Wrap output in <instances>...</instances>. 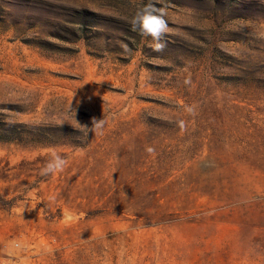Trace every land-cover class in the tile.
I'll list each match as a JSON object with an SVG mask.
<instances>
[{
  "label": "rangeland",
  "instance_id": "374dc122",
  "mask_svg": "<svg viewBox=\"0 0 264 264\" xmlns=\"http://www.w3.org/2000/svg\"><path fill=\"white\" fill-rule=\"evenodd\" d=\"M147 2L0 0V264H264V0Z\"/></svg>",
  "mask_w": 264,
  "mask_h": 264
},
{
  "label": "clouds",
  "instance_id": "9594fccd",
  "mask_svg": "<svg viewBox=\"0 0 264 264\" xmlns=\"http://www.w3.org/2000/svg\"><path fill=\"white\" fill-rule=\"evenodd\" d=\"M159 0H148L146 4H142L138 7L135 13L129 20L132 31L138 32L142 37H150L152 40V50L154 52H162L166 43L164 42V37L171 30L169 28L168 21L165 19L167 12L164 6H157ZM124 50L129 51L128 46L122 45ZM185 84H189L190 80L186 79ZM72 118L75 120V129L78 130L82 135L78 137L80 140L86 139L89 132H93L95 135H101L104 127V119L97 120L95 117L91 120V127L88 125H82L75 119V111L72 110ZM188 113H192L191 108H187ZM178 127L181 132L185 131V121H177ZM146 151L150 155H155V149L153 147H146ZM68 165V160L57 153L52 151L50 154V159L41 168V175H56L63 172Z\"/></svg>",
  "mask_w": 264,
  "mask_h": 264
}]
</instances>
